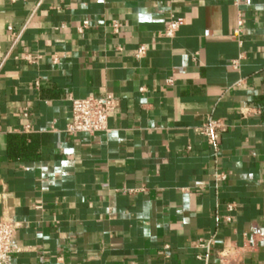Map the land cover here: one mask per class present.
Listing matches in <instances>:
<instances>
[{"label": "crops", "instance_id": "0c3cea01", "mask_svg": "<svg viewBox=\"0 0 264 264\" xmlns=\"http://www.w3.org/2000/svg\"><path fill=\"white\" fill-rule=\"evenodd\" d=\"M107 92L109 131L68 134L72 99ZM3 218L11 264H264V0H0Z\"/></svg>", "mask_w": 264, "mask_h": 264}, {"label": "built area", "instance_id": "2783aa9c", "mask_svg": "<svg viewBox=\"0 0 264 264\" xmlns=\"http://www.w3.org/2000/svg\"><path fill=\"white\" fill-rule=\"evenodd\" d=\"M186 23L185 17L172 15L165 29L160 33L161 37L173 38L175 37L179 28ZM244 19L239 16L237 27L233 32V37L238 40L240 44L243 43L241 34L243 30ZM88 26V21L79 27L82 32ZM63 27V26H62ZM121 28V23L118 20L112 22V29L115 33H118ZM9 31L12 30V26L8 27ZM146 45H141L137 48L136 57L142 58L146 54ZM26 60L32 61L31 55L25 56ZM233 65L236 67L238 60H234ZM175 79L170 76L166 79L168 85H173ZM40 85L39 81L35 82V86ZM144 91V88L140 89ZM118 106V99L112 92H107L104 96L91 95L83 99H72V121L67 126L68 134H75L79 132H86L93 134L99 131H109L108 119L111 112H113ZM27 116V113H25ZM29 125L26 126V129ZM228 124L225 119H209L203 123L199 128L198 132L206 137L208 143L212 145L215 150H219L221 133L227 130ZM229 172L222 170L215 174V177L219 181H224L228 178ZM238 204L236 202H230L226 205L227 214L223 216V220L226 222H232L234 219V211L237 209ZM20 223L12 218H3L0 220V264H11L12 255L17 251L12 243V238L16 230L19 228ZM199 246L210 248L212 241H205L204 239L199 240ZM166 249L169 245L164 246ZM221 260H227L231 256V251L228 248L221 250L218 253Z\"/></svg>", "mask_w": 264, "mask_h": 264}]
</instances>
